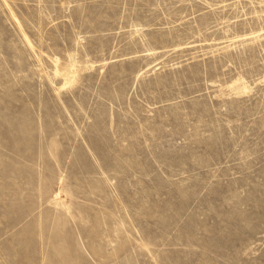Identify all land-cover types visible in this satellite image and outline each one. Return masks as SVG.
Masks as SVG:
<instances>
[{"label": "rangeland", "instance_id": "obj_1", "mask_svg": "<svg viewBox=\"0 0 264 264\" xmlns=\"http://www.w3.org/2000/svg\"><path fill=\"white\" fill-rule=\"evenodd\" d=\"M0 264H264V0H0Z\"/></svg>", "mask_w": 264, "mask_h": 264}]
</instances>
